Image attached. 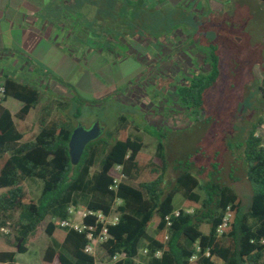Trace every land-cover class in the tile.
<instances>
[{
    "label": "trees",
    "instance_id": "1",
    "mask_svg": "<svg viewBox=\"0 0 264 264\" xmlns=\"http://www.w3.org/2000/svg\"><path fill=\"white\" fill-rule=\"evenodd\" d=\"M120 9V15H125V8ZM209 49L204 60L208 71L185 78L176 90L180 106L193 117L204 111L205 94L219 77L218 59L212 45ZM1 86L0 230L8 233L0 231V264H16L15 257L26 253L43 235L48 238L44 264H95L116 254L123 257L114 264H214L213 258L223 264H264V114L251 125L241 146L245 180L252 188L251 204L245 211L230 186L216 177L206 178L204 169L193 163L172 171L174 179L165 187L171 163L160 138L167 130L157 131L155 153L145 154L142 141L129 136L124 117L119 118L116 131L87 144L73 166L68 143L75 127L66 114L73 104L85 103L73 97L42 102L36 87L9 77H4ZM7 99L20 103L21 108L11 113L1 107ZM72 117L80 119L77 109ZM30 179L42 183L37 198L25 185ZM178 194L183 200L175 209ZM81 202L86 210L105 216L115 207L118 216L116 224L107 226L108 238L97 246L95 256L84 251L86 232L58 226L70 217L67 210L77 209ZM175 210H179L177 217L172 216ZM154 218L149 236L147 229ZM223 220L225 225L219 230ZM83 223L94 228L93 235L99 233L101 225L93 217ZM202 226L207 230H201ZM142 250L147 255L137 263Z\"/></svg>",
    "mask_w": 264,
    "mask_h": 264
},
{
    "label": "crops",
    "instance_id": "2",
    "mask_svg": "<svg viewBox=\"0 0 264 264\" xmlns=\"http://www.w3.org/2000/svg\"><path fill=\"white\" fill-rule=\"evenodd\" d=\"M229 1L233 0H105L100 4L98 0H0V61H13L0 65V86L4 77H9L16 83L36 87L42 102L73 97L87 107H97L100 101L94 98L96 92L92 87L99 76L103 78L98 83L100 93L112 88L109 96L119 103L139 107L140 96H146L149 86L147 82H139L140 77L180 76L178 85L171 87L177 90L193 72L208 71L203 61L210 44L200 49L202 39L198 37L209 32L200 22L211 11L210 7ZM88 6L94 15L88 12ZM121 6L126 13L122 16ZM155 14L161 17L154 20ZM162 15L171 19H162ZM152 25L163 29L149 34ZM71 38L75 39L73 45ZM128 61L135 65L129 85L127 75L123 74ZM7 69L13 71L8 74ZM52 83L57 84L54 90L63 89V95L50 89ZM6 101L1 107L6 108ZM156 103L146 110L142 105L143 115L139 119L156 129L153 134L161 128L154 126ZM164 105L162 110L168 112L170 104L166 101ZM19 109L9 111L15 113ZM151 111L154 113L150 114ZM127 125L129 136L135 134L133 139H140L143 149L152 139L156 143V136L151 139L140 136L139 124ZM142 251L137 263L145 259Z\"/></svg>",
    "mask_w": 264,
    "mask_h": 264
},
{
    "label": "rangeland",
    "instance_id": "3",
    "mask_svg": "<svg viewBox=\"0 0 264 264\" xmlns=\"http://www.w3.org/2000/svg\"><path fill=\"white\" fill-rule=\"evenodd\" d=\"M210 8L211 11L200 22L207 27L206 30L209 33L202 38L201 36L198 37L202 39L199 47L202 49L205 45H212V53L217 57L219 63V77L213 87L205 94L204 111H199L196 117L184 112L183 107L178 102L176 89L171 88L182 79L180 76L151 75L140 77L139 82H147L149 86L146 96H140L141 105L139 107L119 103L113 96H109L108 93L112 88H106L107 90L100 93L101 88L98 83L103 78L98 76L96 77L97 83L94 81L92 87L96 92L94 98L100 101L97 103V107L73 104L66 117L75 128L80 126L84 129H90L95 123H98L101 129L100 136H104L106 132L113 133L116 131L120 123L119 118L124 117L127 123L133 124L135 122L140 125L141 137L151 139L152 136H158V133L153 134L156 131L155 128L140 123V116L143 115L141 106L144 105V110H146L157 101L158 109L154 126L167 130V135L161 137L160 141L164 144L168 161L171 163L170 170L164 180V186L168 188L174 179L173 172L178 170L180 166L193 163L204 169L206 178L216 177L225 185L230 186L240 196L243 208L247 211L251 204L252 188L245 180V163L241 146L244 145L251 125L264 114V100L259 93L264 76V2L260 0H233L227 4L225 2L213 5ZM87 10L90 11L91 15H94L91 7L88 6ZM160 17L161 15L155 14L154 20H158ZM162 17V19H171L170 16L166 18L162 15ZM150 28L151 30L148 29V31L152 35L153 32L158 33V30L163 29L154 28L153 25ZM74 40L71 38V45H73ZM122 52L119 48V53L122 54ZM206 52L209 54L211 51ZM207 54L205 55L207 56ZM200 62L202 63V61ZM5 64H13V61H0V65ZM204 64L208 66V63L204 62ZM12 71L6 70L8 74ZM134 71L135 65L132 64V61H128L123 69V74L127 75L128 85L133 80L130 74H134ZM198 73L204 72L195 71L192 76ZM130 79L132 80L130 81ZM132 84L134 85V83ZM55 85L57 84L52 83L50 89L63 95L62 88L54 90ZM49 96L52 98L53 94H49ZM81 98L86 97L81 96ZM166 101L171 106L168 112L162 110L166 106L164 105ZM5 107L13 112L19 109L21 104L12 99H7ZM76 109L80 114L79 120L72 117ZM153 113V111L150 112V114ZM169 116L181 120L182 128H166L165 120ZM129 131L134 133L132 128ZM155 144L154 139L150 140L147 148L143 149L142 152L145 154L149 152L153 155ZM25 185L32 197H39L42 189L41 181L30 179L26 181ZM182 200L181 194L175 196L173 201L175 209L180 208ZM84 210L85 204L81 202L77 212L80 213ZM155 224L156 219L154 218L147 229L149 236L153 235ZM201 230L206 231L207 228L202 226ZM47 243L48 238L45 235L41 236L35 245L28 247L26 253L17 255L16 263L44 264L42 256ZM2 248L0 245V250ZM97 257H102L100 251L97 252ZM212 260L214 264H223L217 258Z\"/></svg>",
    "mask_w": 264,
    "mask_h": 264
},
{
    "label": "built area",
    "instance_id": "4",
    "mask_svg": "<svg viewBox=\"0 0 264 264\" xmlns=\"http://www.w3.org/2000/svg\"><path fill=\"white\" fill-rule=\"evenodd\" d=\"M260 94L262 97H264V84L261 86ZM3 97H4V88L0 86V102ZM165 127L169 129L182 128V121L179 120L177 117L169 116L165 120ZM262 129H264V126L262 127ZM257 135L258 133H256V136ZM116 170L119 171L120 167H116ZM114 183H116V181ZM67 213L70 217L66 220L59 221L58 222L59 228L67 231L72 230L78 233L86 232L88 244L85 246L84 251L85 253L92 256H95L97 246L101 245L107 240L108 238L107 226L114 225L118 221V216L115 213V207L112 208L111 213L108 216H105L100 212L93 213L86 209L83 212L79 213L77 212V209H74L73 207H70L67 210ZM178 215H179V210H175L172 213V216L174 217H177ZM88 217H93L95 219V223L101 225L100 231L97 235H93L94 228L91 225H84L83 221ZM165 221L167 225H169V217H165ZM224 225H225V220H223V225L219 227V230ZM0 231L3 233H7V231L4 229H1ZM142 255L146 256L147 252L143 250ZM122 257L123 255L116 254L104 262H96L95 264H114ZM155 257L159 258L160 253L157 252L155 254Z\"/></svg>",
    "mask_w": 264,
    "mask_h": 264
},
{
    "label": "water",
    "instance_id": "5",
    "mask_svg": "<svg viewBox=\"0 0 264 264\" xmlns=\"http://www.w3.org/2000/svg\"><path fill=\"white\" fill-rule=\"evenodd\" d=\"M100 133L101 129L98 123H95L90 129H84L80 126L73 129L68 143V155L73 166L79 163L86 145L98 139Z\"/></svg>",
    "mask_w": 264,
    "mask_h": 264
},
{
    "label": "flooded vegetation",
    "instance_id": "6",
    "mask_svg": "<svg viewBox=\"0 0 264 264\" xmlns=\"http://www.w3.org/2000/svg\"><path fill=\"white\" fill-rule=\"evenodd\" d=\"M104 1H105V0H98L99 3H98V2H97V3L100 4L101 2L103 3ZM119 1H120V0H119Z\"/></svg>",
    "mask_w": 264,
    "mask_h": 264
}]
</instances>
